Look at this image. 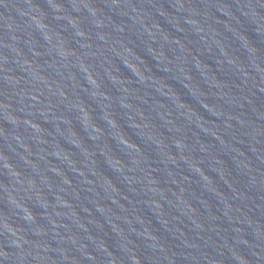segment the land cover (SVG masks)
<instances>
[{"label": "water", "instance_id": "obj_1", "mask_svg": "<svg viewBox=\"0 0 264 264\" xmlns=\"http://www.w3.org/2000/svg\"><path fill=\"white\" fill-rule=\"evenodd\" d=\"M0 264H264V0H0Z\"/></svg>", "mask_w": 264, "mask_h": 264}]
</instances>
